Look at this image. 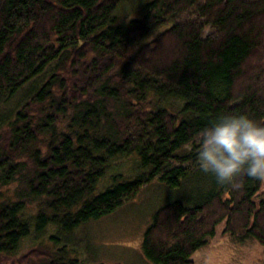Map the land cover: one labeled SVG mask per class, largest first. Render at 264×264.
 Returning a JSON list of instances; mask_svg holds the SVG:
<instances>
[{
    "label": "trees",
    "instance_id": "trees-1",
    "mask_svg": "<svg viewBox=\"0 0 264 264\" xmlns=\"http://www.w3.org/2000/svg\"><path fill=\"white\" fill-rule=\"evenodd\" d=\"M127 1L0 0V259L154 186L166 198L143 236L150 263L194 264L218 233L264 246V182L221 186L195 159L220 115L264 124V0H148L126 22ZM128 157L135 173L96 193ZM53 237L11 264H82Z\"/></svg>",
    "mask_w": 264,
    "mask_h": 264
},
{
    "label": "rangeland",
    "instance_id": "rangeland-1",
    "mask_svg": "<svg viewBox=\"0 0 264 264\" xmlns=\"http://www.w3.org/2000/svg\"><path fill=\"white\" fill-rule=\"evenodd\" d=\"M146 1L129 0L122 3L118 16L127 19L126 22L137 18ZM171 103L178 106L175 100H171ZM1 109H4L3 106H0ZM135 166L133 157L114 160L108 173L98 183L96 193L110 185V177L117 170L132 175ZM164 192L161 186H154L127 202L115 214L91 221L72 234H62L56 226H50L40 236L33 231L31 234L34 235L23 239L14 253L0 259V264L14 263L18 257L40 249V246L52 250L55 246V242L49 239L52 236L60 239L59 246L66 245L73 249V256L82 264H152L143 256L141 245L144 233L151 224L152 214L166 198L160 194ZM173 196L179 197L178 193ZM192 260L194 264H264V246L251 240L238 242L218 233L214 240L194 254Z\"/></svg>",
    "mask_w": 264,
    "mask_h": 264
},
{
    "label": "clouds",
    "instance_id": "clouds-1",
    "mask_svg": "<svg viewBox=\"0 0 264 264\" xmlns=\"http://www.w3.org/2000/svg\"><path fill=\"white\" fill-rule=\"evenodd\" d=\"M195 159L218 185L239 189L245 175L264 182V124L244 113L220 115L199 133Z\"/></svg>",
    "mask_w": 264,
    "mask_h": 264
}]
</instances>
